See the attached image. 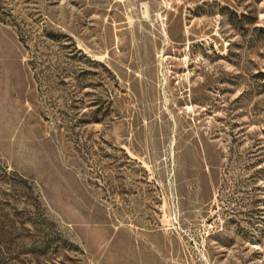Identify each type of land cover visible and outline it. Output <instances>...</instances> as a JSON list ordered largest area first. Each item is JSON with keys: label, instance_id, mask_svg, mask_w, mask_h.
Masks as SVG:
<instances>
[{"label": "rangeland", "instance_id": "rangeland-1", "mask_svg": "<svg viewBox=\"0 0 264 264\" xmlns=\"http://www.w3.org/2000/svg\"><path fill=\"white\" fill-rule=\"evenodd\" d=\"M0 264H264V0H0Z\"/></svg>", "mask_w": 264, "mask_h": 264}, {"label": "trees", "instance_id": "trees-1", "mask_svg": "<svg viewBox=\"0 0 264 264\" xmlns=\"http://www.w3.org/2000/svg\"><path fill=\"white\" fill-rule=\"evenodd\" d=\"M254 1L259 2V1H261V0H254ZM241 15H242V17H244V14H241Z\"/></svg>", "mask_w": 264, "mask_h": 264}]
</instances>
